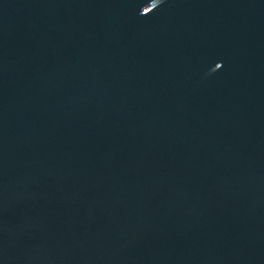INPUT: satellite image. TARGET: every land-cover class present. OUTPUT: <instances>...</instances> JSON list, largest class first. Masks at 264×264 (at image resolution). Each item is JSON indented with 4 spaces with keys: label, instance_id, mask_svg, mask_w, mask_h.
<instances>
[{
    "label": "water",
    "instance_id": "water-1",
    "mask_svg": "<svg viewBox=\"0 0 264 264\" xmlns=\"http://www.w3.org/2000/svg\"><path fill=\"white\" fill-rule=\"evenodd\" d=\"M0 264H264V0H0Z\"/></svg>",
    "mask_w": 264,
    "mask_h": 264
}]
</instances>
